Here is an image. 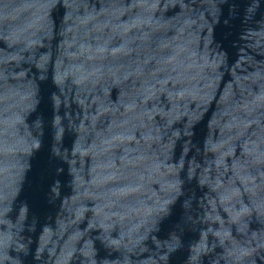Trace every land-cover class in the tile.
Listing matches in <instances>:
<instances>
[{
  "label": "water",
  "instance_id": "1",
  "mask_svg": "<svg viewBox=\"0 0 264 264\" xmlns=\"http://www.w3.org/2000/svg\"><path fill=\"white\" fill-rule=\"evenodd\" d=\"M0 264H264V0H0Z\"/></svg>",
  "mask_w": 264,
  "mask_h": 264
}]
</instances>
